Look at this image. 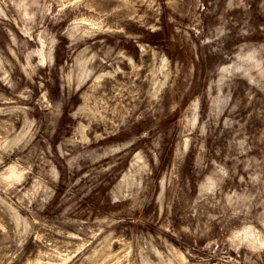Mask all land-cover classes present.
Here are the masks:
<instances>
[{
    "label": "rangeland",
    "instance_id": "rangeland-1",
    "mask_svg": "<svg viewBox=\"0 0 264 264\" xmlns=\"http://www.w3.org/2000/svg\"><path fill=\"white\" fill-rule=\"evenodd\" d=\"M0 264H264V0H0Z\"/></svg>",
    "mask_w": 264,
    "mask_h": 264
}]
</instances>
